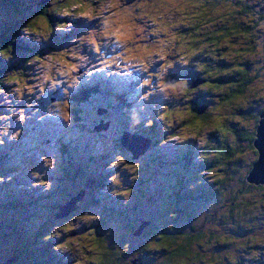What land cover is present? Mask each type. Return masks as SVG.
Returning <instances> with one entry per match:
<instances>
[{"label":"trees","instance_id":"obj_1","mask_svg":"<svg viewBox=\"0 0 264 264\" xmlns=\"http://www.w3.org/2000/svg\"><path fill=\"white\" fill-rule=\"evenodd\" d=\"M146 2L143 4L145 5ZM48 6L47 1L42 0H0V92L8 82H28L26 78L30 73L22 69L25 64L22 58L30 54V57L34 58L32 60H37L39 54L35 52V44L32 43V45L23 40L20 33L24 29L39 35L42 39L44 35L40 31L42 30L40 22L44 23L46 27L44 30L48 34L55 25L58 27L59 18L48 13ZM192 6L196 12L193 15L194 18L192 20L189 18L187 24L175 19L180 12L177 9L172 10V13L163 11L157 15L160 19L161 16L165 20L169 19L170 31L172 29L178 31H175L174 41L181 50L176 54L182 53L179 59L187 61V67L183 70H181L183 66L178 67V63L173 64V67H176L173 75L181 74L180 76L186 77L190 82L180 104H174V106L170 104L171 111L166 121L170 119L172 123L174 115H177L182 120V127H188L205 123L215 124V119H218L220 122L213 125L215 141L212 145L205 144L198 155L190 150H187L189 153L160 151L163 141H159V135L162 132H159L156 121L160 118L156 116L155 120L150 121L149 128L140 125L132 129L134 132H129L132 121L127 124L116 114L114 115L117 120L112 122L115 133L120 135L128 133L133 138L141 136L152 144L140 156L133 159L132 153L123 149L113 138L107 141L110 143L108 147L115 148V151L129 153L128 157L131 161L144 157L148 166L157 174L172 175L171 178L176 180L177 184L175 192L170 197L177 209V204L184 208L199 206L202 209L201 212L191 216L189 213L183 215L181 212L177 214L171 211L165 216H158V220L151 224H147L149 219L141 218L132 229L131 235L124 238L117 233H106V231L100 233L97 228L102 227L104 219L102 220L103 216L99 214H94L93 219L89 217L88 223L87 219H83L82 230L86 232L82 233V230L77 229L76 226L72 228V232L68 231L63 222L67 220L72 222L78 215H83L86 210L83 206L84 202H91L90 204L99 202L96 197L100 195L101 183L106 182L105 178L101 180L96 169H90L91 164L88 166L83 164V161L87 163H90L89 160L94 161L96 158L93 157L94 155L87 157L78 155L80 147L86 148L89 140L86 138L87 134L96 133L99 137L106 134L105 131H93L95 123L87 118V113L92 107L85 109L84 107L90 99L89 96L96 95L101 89V97L97 95L99 101L94 107H104L112 112L114 108L111 102L114 98H118V106L125 108L129 93L126 89L116 91L117 82L107 81L106 77L99 83L79 81L75 89L69 91L72 112L79 123L64 124L65 131L58 133L55 126L59 127V125H56L52 118L36 121V125L38 123L42 127L48 125L55 134L60 135L58 146L55 147L61 164L57 166V171L61 175L58 182L67 180L74 183L79 179L85 185L80 188L83 193L76 203L77 208L67 215L57 217L61 207L67 205L77 193L73 192V195L71 194L73 190L65 187L60 189L59 193H54L55 190L52 189L44 193L45 197H43L39 192L42 191L40 186L44 181L42 176L37 178L40 183H32L33 179L28 176L18 175L13 170L14 166H7L6 173L1 175L0 172V176L6 177L9 174L13 175V179L10 183L0 184V264H20L22 260L23 264H62L57 256V250L61 245L70 249L76 235L77 241L88 240L97 245H95L93 264H148L150 262L154 264L152 262L155 259L157 264H202L208 260L212 264H222L215 257V250L223 249L224 258L226 256L233 258V256L225 248V232L219 229V224L225 230H234L236 234L248 231L251 235L246 237L249 243L246 251L261 248L264 241L262 235L255 236L253 233H262L264 230V185L251 182L249 175L258 159L259 153L255 147V141L261 115L264 113V104L260 105L264 98L262 90L264 86V0H199ZM145 8L143 13L148 16L147 9L151 7L149 5ZM191 12L192 10L189 13L186 12L187 17L191 15ZM31 17H33L32 20H30ZM152 21L154 23L153 19ZM163 32L167 34V28ZM178 36L179 39L176 40ZM53 38L58 44L65 40L63 36H53ZM153 39L155 37L151 36L150 41ZM259 82L262 83L261 87L258 85ZM98 97L94 99L98 100ZM74 102L77 104L76 108L73 106ZM67 104L68 102L65 101L62 105ZM181 106H184V111ZM215 112L217 114L213 116ZM126 113L125 108L124 114ZM238 125L242 127L237 128ZM166 127L167 134L172 132L176 134L175 128ZM80 132H84L85 135ZM43 137L38 142L45 147L48 155L49 141L55 135ZM8 142L12 141L6 143ZM158 144L159 147H157ZM105 153L108 154L109 150H105ZM8 155V150L4 146L0 147V166L9 165L11 157ZM30 157L34 161L37 160L40 167L43 166V159L40 161L31 154ZM101 159L104 161L106 157ZM98 160L99 164L103 162H100L99 158ZM174 160L183 170V178H179V174L174 173L175 170L172 172L171 165ZM191 172L195 175L209 174L208 179L205 180L206 183H199V189L186 186L189 180L186 175ZM138 174L141 175L139 172L133 175ZM115 177L114 175L112 178L113 182L117 180ZM142 180L138 179L134 186L127 185L125 191H119L114 185V190L120 196H124L137 190L140 182L144 183ZM32 184L34 187L29 190ZM151 189L156 196L164 194L160 186L155 185ZM103 202L107 212L116 214L112 216L113 219L126 216L125 211L128 207L111 201L108 202L111 206L109 207L106 204L107 201ZM159 206L162 208V203H159ZM210 212L212 215L204 218V215ZM53 224H55V230H62L66 233L65 236L70 237V242L59 243L60 239L55 234V230H51ZM145 224H147L146 227H144ZM45 235H47L46 240L50 241L43 242L42 238ZM144 235H147V240L139 247H135V240ZM232 242L230 238L229 243ZM81 251L84 253L85 250ZM211 253H213L212 257ZM203 254L208 258L206 259Z\"/></svg>","mask_w":264,"mask_h":264},{"label":"rangeland","instance_id":"obj_2","mask_svg":"<svg viewBox=\"0 0 264 264\" xmlns=\"http://www.w3.org/2000/svg\"><path fill=\"white\" fill-rule=\"evenodd\" d=\"M47 1V0H42ZM129 3H140L143 4L146 1L145 0H129ZM148 3L143 6V10L146 9L145 7L149 6L151 9H147L148 16H145L144 13V19L148 22V28L147 31L151 32L152 29L163 27L164 29L167 28L168 33L162 32L159 33L160 39H167L168 37H172V43L174 45L172 51L174 53L173 56L168 57L167 59L169 62H173V64L178 63L180 60L185 59H179V57L182 55L176 54V52L180 51V47L175 44L174 38H175V31L172 29V31L168 28V20H165L163 16H161V19L157 17L160 13L163 11H166L168 13H172V10L177 9L180 12L176 14L178 17L175 19L180 20V22H184L187 24L189 21V18L191 20L194 18L193 15L196 12L195 9H193V4H197L199 0H147ZM163 6V7H161ZM154 7V9H152ZM192 10L191 15L187 17V11L188 13ZM136 11L139 13L141 12V9H136ZM150 15V16H149ZM6 17V16H4ZM7 18V17H6ZM5 18V19H6ZM172 19V16H170ZM33 17H31L30 20H32ZM64 20H67L68 18H63ZM154 20V23L152 21ZM170 19V20H171ZM217 20H219L217 18ZM41 23L40 30L43 35H48L49 40L44 41L40 36L34 33L27 32L26 30L22 29L20 33V37L28 36L32 38H39L40 42L36 43L32 39H24L28 43L32 44L34 43L36 46V51L39 54V57L37 60L33 57H30V54L27 55V57H23L22 60L25 62L22 69H25L27 72H29V77L26 79L28 80L27 83H20L17 81L8 82L4 85L3 89L0 92V129L3 127H9L12 133H15L16 131L20 132V136L17 137L18 141H12L5 143L4 147L8 150V153L11 157V162L9 165H1L0 166V172L1 175L6 173V167L14 166V169L18 175L22 176H28L29 178L33 179L32 183H40L38 177H43L44 180L40 186V189L42 191L41 195L45 197L44 193H48L44 191V188H47L49 183L52 182L53 184V190H55L54 193H59V190L62 188H67L68 190H73L71 193L76 192L77 194H81L82 189L85 185L83 182H81L79 179L76 180L74 183L71 181L66 182H58L61 178L60 173L57 171V166H59V153L56 150L58 146V139L60 135L58 133H54L52 129L48 127V125H45L42 127L39 123L36 125V121H38V117L42 116L44 119L46 118H52L59 127L55 126V129L58 131L64 132L65 129L63 127L64 124H72V123H79L75 120L73 112H72V106L71 102L69 101V91L75 89V87L78 85L79 81L86 82L89 80V78H92L93 76L99 77L100 74L104 75L105 71L110 70L112 71L111 76L121 78L117 81V86L115 88L116 91H123L126 89V91L130 92V96H128V100L130 101L131 108L129 109V112L135 108L136 110L139 109L142 105L146 106V111H140L145 117L140 116L141 123L144 122V118L149 119V122L152 120H155V117L157 116L160 119H156L158 125H159V132L160 130V124H164L166 126H171L175 128L176 134H166L164 135L161 133L159 136V141H163V143L160 146V151H168V153H175L178 152H187L189 153L190 150L194 154L198 155L199 150L205 145L210 144L212 145L215 141L216 137L214 135L215 128L214 126L218 123V119H215V124L205 123L202 125L197 126H188L185 127L181 125L182 120L179 119L177 115H174L172 119V123L170 119L166 121L168 118V114L171 111V105L174 106V104H180L183 97L178 101H168V102H161L160 97L158 96H150L148 102L140 101V95L142 94V89H139L137 87L138 82L142 83L143 80L139 78V74L133 73L132 76H127L128 72L125 70L124 66L121 65V67L118 69L115 65L111 66H105V61H107L110 56L113 54L112 50L107 47H102L101 51L104 53L103 56H101L100 52L96 51L93 46L91 45H85L80 44L79 40V34L83 33L87 30V28L91 27V25L86 24L84 21H75L74 22V28L71 33V36H73V42L71 45H66L67 41L69 39L68 36H64L62 34L56 33L57 26L55 25L51 33L48 34L46 30H44L46 27L44 23ZM183 23V24H184ZM178 29L179 26H177ZM178 32V31H176ZM53 36L60 37L63 36L65 40H62L61 43L58 44V42L53 38ZM151 35L149 36L150 40ZM179 39V36L176 40ZM43 42V43H42ZM33 45V44H32ZM79 46V53L78 55H86L88 56L89 60L84 65L83 68H77L75 72H72L69 70L68 76H61L59 74L56 75V78L52 81H45L41 82V74L44 71L41 67L42 64L46 63V57H51L53 61L58 62L59 64H62L66 69L69 65L75 66L77 61L74 59V57L70 54H68L67 49L68 47L75 48ZM258 57V55H257ZM16 61V60H14ZM179 64V63H178ZM180 66H184L186 64H179ZM22 66V64H21ZM151 71V70H150ZM107 76L110 75L109 72L106 74ZM76 77V82L73 83L72 77ZM110 76V77H111ZM94 79L92 78V82ZM69 85H72L71 87ZM260 87L262 85L261 82L258 84ZM5 88V89H4ZM144 88L146 89L143 93V95L147 96L149 95V92L147 91L148 85H144ZM41 89H43L41 91ZM133 89V90H131ZM18 90V91H17ZM262 90L264 91V86L262 87ZM101 89H99V92L96 93V95H90L89 101L86 103L85 108L93 107L96 105L99 101ZM264 93V92H263ZM98 95V96H97ZM135 96H137L135 98ZM95 97H98L97 99H94ZM153 97V98H151ZM65 101L68 102L67 105H62L65 103ZM62 103V104H61ZM113 104L114 111H112L113 114H116L117 116L121 117L123 113H125V108H120L118 106V98H114L111 102ZM264 104V98L263 102H260V105L262 106ZM75 102L73 103V106L76 108ZM57 106L60 107H66L69 115V120L64 121L62 115L57 114ZM172 106V107H173ZM81 107V106H80ZM182 109L184 106H181ZM78 108V107H77ZM5 110L6 113H5ZM79 110V109H78ZM83 111V110H81ZM80 111V112H81ZM184 111V109H183ZM52 113V115H49V113ZM23 114L25 116L24 122L18 121V116ZM217 112L213 116H216ZM140 115V114H139ZM103 117L96 115L94 110H90L87 113V118L91 119L93 122H98L99 118ZM109 117V118H108ZM156 117V118H157ZM111 118V115H108L106 117V114H104V120H108ZM128 119H131L130 116ZM117 120V118L113 117V122ZM163 121H166L163 122ZM220 122V121H219ZM112 125V123H111ZM214 125V126H213ZM182 127V129H181ZM242 125H238L237 128H241ZM112 128V132L115 131V128L112 126H109L108 129ZM199 128V129H198ZM86 130V129H85ZM199 130V132H198ZM172 131V130H171ZM82 135H85L84 132H80ZM55 135L54 138H52L49 143V150L48 155L46 152L45 147L39 144L38 140H42L46 135ZM99 136L96 133H89L87 134L88 142L86 145L87 149L86 152H89L91 155L97 153L93 157L95 160L90 161V163H87V161H83V164L85 166H88V164H91L90 169H96V173L101 176V180L105 178L104 183H101V190L100 195L96 197V200L99 201L97 203H87L84 202L83 206L85 212L83 215H78L76 217V220L72 222H63L64 226L68 229V231H71L74 226L78 227L77 229H81L84 226V220L87 219L86 222H89V217L93 219L92 217L94 214H99L100 216H103L102 220L104 219V224L101 228H97V230L100 233H103L106 231V233H114L121 235L123 238L131 235L132 229L136 227L138 224V220L141 218H147L149 219L147 224L154 223L156 220H158V216H165L166 213L168 214L171 211L176 212L177 214L181 212L184 214H190L193 216L194 214H197L198 212H201V208L199 206L194 207H182L180 204L178 205V209L175 205V202L170 197L175 192L176 188V180H173L171 177L172 175L157 174L154 169H152L150 166H148V162H146V158H140L141 161V168H137V172H139L141 175H139V179H143V184L140 182V185L136 188L137 190L124 195L120 196L118 195L117 198H113L108 194V191L106 190V184L108 183V176L112 174V178L115 175L116 182H113L116 188H118L119 191H125V188L129 184V177L126 174V172L129 171V169L133 166L129 163L127 159H125V156L128 157L129 153L122 152V151H115L111 147H108L110 144L107 140H112V136L110 133L105 134V136L101 135L99 138H101V141H99ZM98 138V139H97ZM163 139V140H162ZM56 142H55V141ZM5 141L7 142V138L5 137ZM56 143V144H55ZM56 147V148H55ZM105 150H109V155L105 153ZM158 152V151H157ZM121 153L119 157L115 159V154ZM31 155H34L37 159L40 161L43 159V166L40 167L39 162L36 160L34 161L31 157ZM86 156L85 155V147L82 146L79 148L78 155ZM41 155H43L41 157ZM49 156H53L56 158V166L54 165V170H48L47 168V162L49 161ZM100 156V157H99ZM47 157V158H46ZM101 157H106V159L103 161ZM103 161L101 164H99V160ZM112 161V162H111ZM111 162L112 167L114 170L111 172L106 171V165H108ZM61 165V164H60ZM96 165V166H94ZM104 165V166H103ZM5 166V167H4ZM179 163L174 160L173 164L171 165L172 172L175 170V174H179V178H183V170L178 167ZM174 167V168H173ZM69 168V167H67ZM70 169V168H69ZM33 170V171H32ZM30 171H32V177L30 176ZM9 175V174H8ZM7 175V176H8ZM6 176V177H7ZM161 176V178H160ZM209 174H199L195 175L193 172L188 173L186 175V178H189L187 181L188 183L186 186H191L192 188L199 189L200 185L199 183H206L205 180L208 179ZM144 177V178H142ZM161 180H160V179ZM107 179V180H106ZM36 181V182H34ZM117 181H119L117 183ZM10 183V182H9ZM76 183V184H75ZM156 183V184H155ZM74 184V185H73ZM155 185L162 187L164 190V194H161V196H156L155 192L152 191V187ZM76 194V195H77ZM57 195V194H56ZM165 195L167 197H165ZM131 198V203L129 204L128 208L126 209L125 213L126 216H120L116 219H113L112 216L116 215L115 213L107 212L105 209L106 207L103 205V201H107L106 204L109 205V201L112 203H118L122 204L123 199ZM78 201V200H77ZM2 202V201H1ZM86 203V204H85ZM159 203H162V208L159 206ZM105 204V203H104ZM86 206V207H85ZM161 208V209H159ZM212 215V213H207L204 215V218H209ZM82 217V218H81ZM78 218V219H77ZM101 218V217H100ZM128 222V223H127ZM145 224L144 227L147 226ZM219 229L222 232H225L224 237V243L225 248L228 250L229 254L231 253L233 258H230V256L223 257L225 254L222 250H215V257L219 262L222 264H263L264 263V241L263 245H261L260 249H250L249 251H246L248 242L246 237L249 236L250 233L248 231L238 233L231 231L230 229H226L219 224ZM82 230V233L86 232ZM72 232V231H71ZM91 233V232H90ZM86 233V234H90ZM233 233H235L233 236H231ZM55 234L59 237L60 242L59 243H65L67 244L70 242V237L65 236V232L62 230H55ZM255 236L262 235L264 239V230L262 233H253ZM251 235V234H250ZM75 239L72 240L73 244L70 249L65 248V246H62L57 250V256L60 258V262L62 264H93V258L95 253V245L88 241H77L76 236H74ZM252 237V236H251ZM230 238L232 239V243L230 242ZM95 239V238H94ZM76 240V242H75ZM145 240H147V235L141 236L138 240L136 239L134 242L135 247H139ZM221 242V241H220ZM253 242V240H252ZM223 243V242H221ZM212 244V243H211ZM252 244V243H250ZM60 245V244H59ZM82 245V248H81ZM97 246V245H96ZM227 246V247H226ZM254 248V247H251ZM85 250L84 253H82L81 250ZM65 253V255H60L59 253ZM245 252V253H244ZM223 253V254H222ZM227 254V253H226ZM66 255H72L74 257L73 260L69 261L66 258ZM203 256L208 258L207 255L203 254ZM213 256V253H211V257ZM210 257V258H211ZM209 258V259H210ZM231 259V261L229 260ZM222 259V261L220 260ZM154 264H157V260L155 259ZM148 264H151L148 263ZM202 264H212L209 260L203 262Z\"/></svg>","mask_w":264,"mask_h":264},{"label":"clouds","instance_id":"obj_3","mask_svg":"<svg viewBox=\"0 0 264 264\" xmlns=\"http://www.w3.org/2000/svg\"><path fill=\"white\" fill-rule=\"evenodd\" d=\"M47 4L49 5L48 13L59 18V26L56 28V33L69 37L66 45H71L73 42L71 33L74 28V22L82 20L86 24L91 25V27L79 34L80 44L93 46L96 51L100 52L101 56L104 55L101 51L102 47L110 48L113 54L105 61V66L115 65L119 69L123 65L128 72L127 76H132L133 73L139 74L140 79L143 80V83L138 82L137 84V87L143 90L139 98L140 101L148 102L150 96H158L163 103L178 101L184 96L190 82L184 76L173 75L176 69L173 67V62H169L167 59L174 55L172 51L174 47L173 38L168 37L163 40L159 38L158 34L164 31L163 27L154 28L151 32L147 31L148 22L144 19L142 4L129 3V0H47ZM136 9H141V12L138 13ZM66 17L68 19L64 20L63 18ZM150 35L155 37V39L150 41ZM23 38L32 39L36 43L40 42L39 38L28 36ZM42 39L47 41L49 36L45 35ZM79 51V46L75 48L68 47V54L72 55L77 63L75 66L69 65L67 69L62 64L53 61L51 57H46L47 62L41 65L44 70L41 74V82L52 81L57 74L68 76L69 70L75 72L77 68H83L89 58L86 55H78ZM178 63L186 64L187 61L180 60ZM72 80L75 83L76 77L73 76ZM144 85H148L147 91L149 95L147 96L143 95L146 90ZM69 86L71 87L72 85ZM57 109V114L62 115L64 121H68L69 115L66 107L57 106ZM140 111H146V106L142 105ZM49 115H52V113L50 112ZM130 118L132 125L128 131L134 132L132 129L138 128L141 124L139 112L135 108L130 111ZM17 119L22 123L25 121V116L21 114ZM37 119L38 121H43L44 117L39 116ZM143 126L145 128L151 127L149 119L144 121ZM160 130L166 135L168 128L164 124H160ZM20 135L19 131L12 133L10 126L3 127L0 129V147L5 145V137L8 141H18L17 137ZM157 147H159V144ZM120 155L121 153H116L115 159ZM125 159L133 165L126 174L129 177V184L134 186L139 179V174H133L137 173L138 167L141 168V161L140 159L131 161L126 156ZM111 162L107 165L106 171L111 172L114 170ZM54 165L56 166V158L49 156L46 169L54 170ZM32 171H30L31 177ZM12 179L13 175L0 176V184L9 183ZM33 187V184L30 185L29 190ZM129 188L133 189V187ZM52 189L53 184L50 182L48 187L44 188V191L50 192ZM106 190L113 198H117L119 195L114 190L112 174L108 176ZM130 203V197L123 199L122 206L128 207ZM51 230H55V224L52 225ZM46 237L47 235L43 236V242L50 241L46 240ZM52 250L55 251L54 249ZM9 252L10 250L5 254V258ZM59 254L65 255L62 252ZM66 258L69 261L74 259L72 255H66ZM20 264H23V260Z\"/></svg>","mask_w":264,"mask_h":264},{"label":"water","instance_id":"obj_4","mask_svg":"<svg viewBox=\"0 0 264 264\" xmlns=\"http://www.w3.org/2000/svg\"><path fill=\"white\" fill-rule=\"evenodd\" d=\"M109 122H104V120H100L98 124L94 126V130L97 132L106 131L108 129ZM257 138L255 141V147L258 150V159L254 163L253 168L249 175V180L255 183H261L264 185V113L261 115L260 125L257 129ZM133 138L128 133H123L121 137L120 144L121 146L132 153V158H137L142 152L145 150L144 146H139L133 141ZM83 192L81 194H77L71 198V200L67 203V205L61 207L60 212L58 213L57 217H62L67 215L70 211L77 208V200L81 198ZM9 264V263H8Z\"/></svg>","mask_w":264,"mask_h":264},{"label":"flooded vegetation","instance_id":"obj_5","mask_svg":"<svg viewBox=\"0 0 264 264\" xmlns=\"http://www.w3.org/2000/svg\"><path fill=\"white\" fill-rule=\"evenodd\" d=\"M187 66L186 65H184L182 68L184 69V68H186Z\"/></svg>","mask_w":264,"mask_h":264}]
</instances>
